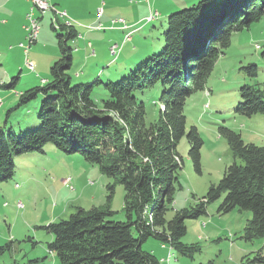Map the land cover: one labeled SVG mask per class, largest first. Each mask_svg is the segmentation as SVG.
Masks as SVG:
<instances>
[{
	"label": "trees",
	"instance_id": "trees-1",
	"mask_svg": "<svg viewBox=\"0 0 264 264\" xmlns=\"http://www.w3.org/2000/svg\"><path fill=\"white\" fill-rule=\"evenodd\" d=\"M263 16L264 0H202L168 16L160 52L130 75L117 80L98 76L84 83H75L69 74L74 59L69 40L75 43L78 31L74 26L60 28L53 19L52 27L61 31L60 56L46 83L20 94L16 108L43 96L36 120L27 124L8 119L0 128V185L15 175L17 156L43 153L45 145L52 143L66 153L83 154L121 183L127 218L112 219L114 211L107 205L78 207L68 219L50 223L47 229L54 238L49 250L58 264H160L152 251L142 247L150 236L190 253L197 246L181 241L187 233L186 221L206 214L209 203L220 198L219 212L235 208L252 212L243 238L264 237V144L246 142L227 127L223 133L241 162L229 165L220 181L194 205L167 216L184 165L177 149L183 137L190 144L189 157L196 171L202 172L204 141L198 128L187 124V99L206 89L233 33L250 29ZM243 69L251 77L258 75L256 64ZM159 83L162 91L154 102L159 104V112L148 122L147 103L139 94ZM240 96L237 113L264 115V83L243 85ZM108 189L110 201L114 185ZM241 264H264V255L245 256Z\"/></svg>",
	"mask_w": 264,
	"mask_h": 264
},
{
	"label": "rangeland",
	"instance_id": "rangeland-1",
	"mask_svg": "<svg viewBox=\"0 0 264 264\" xmlns=\"http://www.w3.org/2000/svg\"><path fill=\"white\" fill-rule=\"evenodd\" d=\"M200 1L54 0L56 4H52L67 11L81 32L86 36L91 32L88 38L77 32L75 43L69 40V45L74 48L73 65L69 70L73 81L92 82L98 76L103 80H117L130 75L143 61L160 52L168 16ZM101 6L106 13L99 18ZM150 7L154 9L151 12ZM133 9L138 17L135 24H131L134 19L128 16ZM34 11L40 29L38 39H33L31 44L28 38L34 33V28H31L28 17H8V23L0 20V128L5 127L8 119L27 124L36 120L43 96L39 95L16 108L20 94L46 83L51 77L52 64L60 56L58 34L61 31L52 27L55 11L42 13L37 8ZM153 11L158 12V16L147 23ZM145 13L148 15L140 19ZM113 18H124L132 27L129 25L128 29L121 30V24H114L115 29H109ZM59 23L60 28L65 26ZM100 23L108 29L96 27ZM138 26L141 29L133 30ZM126 35L129 37L125 40ZM89 40L93 44L86 45ZM78 42H81L80 49L88 46L89 60L85 51L80 53L77 50ZM21 43L29 47L21 46ZM90 44L96 50L94 55ZM116 44L122 46L118 56L111 52V46ZM29 63H33L32 68ZM250 64L258 66L257 76L251 77L243 69ZM261 83H264V16L250 29L233 33L230 46L224 49L215 63L206 89L187 99V124L196 126L204 141L201 148L202 172L196 171L189 157L190 144L183 137L177 149L184 165L179 172L175 203L167 214L168 218L173 217L176 209L194 205L213 184L220 181L229 165L241 162L234 156L223 133L224 128L240 133L246 142L264 144V115L246 116L236 112L241 101V87ZM161 91L159 83L154 89L139 94L147 103L148 122L157 118L159 104L154 102ZM104 96L105 93L102 94ZM10 109L14 110L7 116ZM15 164L13 178L0 185V264H58L49 250L54 237L47 226L68 219L78 207L90 209L109 205L114 211L112 219L127 220L124 186L103 173L98 164L87 161L83 154L66 153L48 143L43 153L17 156ZM110 184L114 185V192L109 201ZM222 199L209 203L206 214L186 221L188 229L181 241L197 246L190 253L172 249L170 244L163 246L154 236L143 243V249L152 251L160 264H241L245 256L254 259L259 252L264 255V237L254 240L243 238L252 212L238 208L227 213L219 212Z\"/></svg>",
	"mask_w": 264,
	"mask_h": 264
},
{
	"label": "built area",
	"instance_id": "built-area-1",
	"mask_svg": "<svg viewBox=\"0 0 264 264\" xmlns=\"http://www.w3.org/2000/svg\"><path fill=\"white\" fill-rule=\"evenodd\" d=\"M33 2L34 7L31 8V11L27 14V17L29 19V21H31V28H34V33L30 36V39L28 38V42L31 44L33 39L35 40L36 38L38 39V33H39V29H40V25L38 24V17L35 16V11L34 9L37 8L40 11H42V13H45L48 10H54L55 11V21L57 24H60L59 21L63 24H65L68 27L71 26H75L74 21L68 16L67 11L65 10H59L56 8V6H54L50 0H31ZM103 13V6H101L98 9V15L101 16ZM158 13V12H157ZM157 13H154L153 11V17L154 16H158ZM146 21H150V20H146ZM116 23H127L126 20L124 18H118V19H113L112 20V25L110 26V28H114V24ZM30 27V26H29ZM96 27H101V29H107L105 26H103L102 23H100L98 26ZM129 37V35H126L125 40ZM36 39V40H37ZM21 46H25L26 48L29 47V45L26 46V44L21 43ZM92 51V54L94 55L96 50L95 48L92 46V44L89 45ZM111 52L112 54H117V53H121V46H119L118 44L116 45H112L111 46ZM29 66L32 68L33 67V63H29ZM19 205H22L21 203H18ZM171 257L170 253H169V258Z\"/></svg>",
	"mask_w": 264,
	"mask_h": 264
},
{
	"label": "crops",
	"instance_id": "crops-1",
	"mask_svg": "<svg viewBox=\"0 0 264 264\" xmlns=\"http://www.w3.org/2000/svg\"><path fill=\"white\" fill-rule=\"evenodd\" d=\"M51 1V0H50ZM53 1V2H52ZM51 1V3H53L54 5L56 4L55 2H54V0H52ZM148 2H149V0H148ZM107 5V4H106ZM30 9H31V1L30 0H0V20L1 21H5L6 23H8V17H10V19H12V18H22V17H27V14L29 13V11H30ZM150 12H151V10H154V9H152L151 7H150ZM104 13H106V10L103 8V13H102V15L101 16H99V18H101L103 15H104ZM148 14L147 13H145L144 15H142L141 17H139L140 19H144L146 16H147ZM6 16V17H5ZM128 16L129 17H131L132 18V20L134 19V21H132V23L131 24H135L138 20V17H137V12L135 11V9H133V10H130L129 12H128ZM137 18V19H136ZM114 19V18H113ZM147 23H149V22H147ZM131 24H129V25H131ZM96 25V24H95ZM76 29H77V31L79 32V33H81V34H84V37H86V38H88L89 36H90V34H91V32H88V34H87V36L85 35V33H83V32H81L80 31V29L75 25L74 26ZM131 27H132V25H131ZM25 27H23L22 29H24ZM118 28V27H117ZM108 29V28H107ZM109 29H115V28H110L109 27ZM119 29H121V30H123L122 28H119ZM139 30V29H141L139 26L137 27V28H135V29H133V30ZM90 31H92V30H90ZM85 39V38H84ZM132 39V38H131ZM92 43V41L91 40H89V41H87L85 44L86 45H88V43ZM125 42V41H124ZM80 43L81 42H78V46H77V50L78 51H80V53H84V51H85V54H86V56L88 57L87 58V60H89V57H90V55H89V53H88V51L87 50H89V48H88V46H86L84 49H80L79 48V46H80ZM83 43V44H84ZM93 44V43H92ZM115 44V43H114ZM94 47V46H93ZM84 74H85V72H84ZM82 75V74H81ZM81 75H78V76H81ZM45 79V78H44ZM163 246H165L164 244H163ZM170 253V252H169Z\"/></svg>",
	"mask_w": 264,
	"mask_h": 264
},
{
	"label": "bare ground",
	"instance_id": "bare-ground-1",
	"mask_svg": "<svg viewBox=\"0 0 264 264\" xmlns=\"http://www.w3.org/2000/svg\"><path fill=\"white\" fill-rule=\"evenodd\" d=\"M152 16V18L150 19V21L154 18L153 17V15H151ZM54 21H55V19H54ZM149 21V22H150ZM153 21V20H152ZM148 22V21H147ZM54 24V23H53ZM116 24H121V28H127L128 29V27H130L129 25H128V23H116ZM57 25V24H56ZM99 29H101V27H98ZM130 34V33H129ZM128 39V38H127ZM257 48H259V45L257 46ZM69 183V182H68Z\"/></svg>",
	"mask_w": 264,
	"mask_h": 264
}]
</instances>
